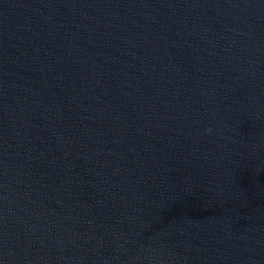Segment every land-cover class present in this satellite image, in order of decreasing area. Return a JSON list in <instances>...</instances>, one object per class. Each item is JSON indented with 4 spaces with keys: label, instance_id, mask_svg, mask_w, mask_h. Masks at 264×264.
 I'll return each instance as SVG.
<instances>
[{
    "label": "water",
    "instance_id": "95a60500",
    "mask_svg": "<svg viewBox=\"0 0 264 264\" xmlns=\"http://www.w3.org/2000/svg\"><path fill=\"white\" fill-rule=\"evenodd\" d=\"M0 264H264V0H0Z\"/></svg>",
    "mask_w": 264,
    "mask_h": 264
}]
</instances>
